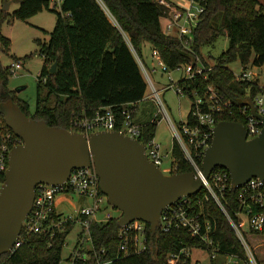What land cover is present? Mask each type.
I'll return each mask as SVG.
<instances>
[{"label":"trees","instance_id":"16d2710c","mask_svg":"<svg viewBox=\"0 0 264 264\" xmlns=\"http://www.w3.org/2000/svg\"><path fill=\"white\" fill-rule=\"evenodd\" d=\"M8 1L19 3L13 17L27 19L44 9H51L57 13V20L50 40L41 44V53L47 63L38 77L39 93L34 113L9 89L12 73L0 57V129L12 131L1 107L11 96L32 118L67 129H71L75 114L93 115L102 107L110 106L118 119L115 129L120 130L125 121L126 107L148 95L149 85L137 58L138 55L145 61V44L158 49L166 64L173 69L192 62L193 51L209 64L213 59L203 53V46L222 34L227 35L229 46L213 61L214 68L208 79L198 77L187 83H183L184 80L180 82L188 93L196 90L201 95L207 92L210 84L214 85L226 100L232 102L233 110L220 115L218 121L245 122L239 113V100L245 97L249 82L236 80L234 71L227 65L240 60L243 66L251 64L264 69V4L260 0H204V10L193 30V50L188 49L177 36L165 33L162 18L168 8L156 0H63L59 9L51 5V0ZM8 17L9 11L0 8V54L10 51L11 41L2 32V24ZM55 62L57 68L52 72ZM44 87L47 90L45 95L41 92ZM257 90L258 86L253 85L251 96ZM158 116L143 125L140 137L143 143L155 138ZM172 154L170 173L194 170L176 141ZM1 180H5L4 174ZM207 205L217 221L214 239L221 251L245 257L244 248L227 217L215 203L208 202ZM118 219L119 216H113L107 221H94L91 225L95 249H105L107 254L104 258L113 259L111 264H168L170 253L185 246H204L200 238L193 237L184 228L169 231L158 228L154 233L147 223L149 247L141 253L123 256ZM73 226V223L65 225L54 236L31 233L15 253L0 255V264H60ZM246 237L258 263L264 264V235L249 230ZM86 264L99 262L95 258ZM212 264L220 263L216 259Z\"/></svg>","mask_w":264,"mask_h":264},{"label":"built area","instance_id":"2783aa9c","mask_svg":"<svg viewBox=\"0 0 264 264\" xmlns=\"http://www.w3.org/2000/svg\"><path fill=\"white\" fill-rule=\"evenodd\" d=\"M56 1L57 3L52 6H57V4L60 6L63 0ZM156 1L168 8L163 17L165 18V33L177 36L188 49L193 50V30L204 10V0H189L187 5L173 4L168 0ZM108 14L111 16L109 12ZM111 18L113 20V17ZM193 52L195 56L192 62L180 64L172 69L161 57L158 49H152V57L154 58L152 71H158L159 67L161 74L167 77L162 89H174L179 94H188L192 99L191 109L188 113L190 116H187L186 120L180 121L181 124L179 125L172 121L167 107L161 99L160 89L155 85L146 62L137 55L148 85L153 91L152 97H154L159 111L170 122L174 141L178 143L186 159L193 166L195 177H201L203 181L202 189L198 194L183 196L163 209L158 228L163 231L184 228L193 237L200 238L204 246L182 247L167 256V263L203 264L202 260L193 257V250L204 248L210 253L212 263L217 259L220 264H259L254 250L248 242L246 232L253 230L264 235V179L252 177L244 185L233 187L231 175L223 167L215 168L208 177L204 176L202 161L205 149L212 142L213 128L219 122L218 117L220 115L233 110L232 102L226 100L214 85L210 84L207 92L201 95L196 90L188 93L186 86L180 82L184 80L183 83H187V81L198 77L207 80L209 72L214 68L213 61H209L210 63L207 64L199 54ZM22 66L23 61L18 59L13 60L8 68L12 74H16ZM252 66L258 67L251 64L243 66L241 73L235 74V79L249 82L246 95L242 99L251 97L258 113L264 114V76L260 71L250 68ZM174 72L180 73L177 79L173 76ZM45 80L46 78H44ZM253 85H257L258 90L254 96H251ZM138 104L139 102H131L126 107L124 110L125 121L119 131L141 141L143 125L134 119V110ZM239 113L245 120L242 123L246 126L247 138L251 139L259 135L263 127L262 121L252 113L251 107L241 105ZM117 120L112 108L105 106L93 115L75 114L71 120V130L87 135L97 130H116ZM22 142L23 139L13 131L0 129V189L4 182L1 180L2 174L5 175L9 165L10 150ZM144 144L149 159L161 167L163 164L162 144L156 138ZM233 190H236L234 194L231 193ZM62 192H72L84 196L89 200V203L77 209L76 214L59 213L56 209V198ZM200 193L201 195H199ZM106 200L107 196L101 191L100 177L94 165L74 168L63 184L39 183L36 187L33 208L24 221L19 238L8 253H15L28 240L27 236L31 233H45L54 236L56 231L63 230L65 225L77 223L80 226L77 240L70 247L67 258H63L60 264H86L95 258L99 264H111L113 259L104 258L107 254L105 249L100 251L95 249L91 233V225L94 221H107L113 217L110 213L105 218L97 217L101 204ZM208 202L215 203L227 217L244 248L245 257L242 258L234 252L221 251L214 239L217 221L211 214L207 205ZM118 236L120 251L123 256L141 253L151 244L147 223L140 219L133 220L121 227ZM67 245L68 242L66 241L65 246ZM219 256H222L223 259L219 260Z\"/></svg>","mask_w":264,"mask_h":264},{"label":"water","instance_id":"95a60500","mask_svg":"<svg viewBox=\"0 0 264 264\" xmlns=\"http://www.w3.org/2000/svg\"><path fill=\"white\" fill-rule=\"evenodd\" d=\"M12 1L5 0L8 11ZM55 62L51 71L55 72ZM249 105L262 121L256 137L247 138L239 121L221 120L213 128L205 149L202 168L208 177L217 167L226 168L232 186L250 178L264 179V114L258 113L251 97L239 100ZM7 125L23 139L12 147L5 180L0 189V255L8 253L19 238L31 212L39 183L63 184L72 170L94 165L101 191L121 211L120 227L140 219L155 233L163 209L183 196L198 194L203 185L194 171L166 174L149 159L146 145L119 130H97L89 135L29 116L11 96L1 105Z\"/></svg>","mask_w":264,"mask_h":264},{"label":"rangeland","instance_id":"374dc122","mask_svg":"<svg viewBox=\"0 0 264 264\" xmlns=\"http://www.w3.org/2000/svg\"><path fill=\"white\" fill-rule=\"evenodd\" d=\"M262 3L264 0H260ZM56 0H51V5H55ZM4 5V0H0V8ZM19 3L13 1L10 5L9 17L4 20L2 24V32L7 36L10 41V51L8 53H1L0 57L5 67H8L13 60L21 59L23 66L16 74H11L8 87L16 95L17 99H21L27 103V107L31 113L35 112L37 105V98L39 93L38 77L47 63L45 56L41 53V44L48 42L51 38V33L56 25L57 13L51 9H44L35 15L27 18L20 19L13 17L12 13L17 9ZM52 8V6L50 7ZM57 9L59 5L57 4ZM164 21L162 20V23ZM229 39L226 34L220 35L217 40L203 46V53L210 55L213 61L228 48ZM149 73L155 82V85L160 89V96L167 107V111L172 121L179 125L180 121L186 120L188 113L191 109L192 99L188 94H179L174 89H162L158 80L163 82L167 81L166 75H162L160 68L158 71L153 72V65L145 60ZM235 74L241 73L243 64L240 60L230 62L227 65ZM260 71L264 76V69L259 67H250ZM173 76L177 79L180 73L174 72ZM165 85V84H164ZM46 88L42 89V94H46ZM153 91L148 88V96L145 99H154L152 97ZM151 109L153 115L158 116V125L156 131V140L162 144L163 164L161 168L164 173L169 174L172 168L173 154L172 149L174 145L173 131L170 122L159 111V107L155 102L145 100L140 101V108L144 106ZM1 122V120H0ZM58 210L63 214H76V210L80 209L82 205H87L89 200L81 195L72 192H62L57 195ZM110 213L112 216H120L121 211L109 203L108 200L101 204V209L97 214L98 218H105ZM80 226L74 223L72 231L67 237L68 245L65 246L63 251V258H67L70 247L76 241L77 234ZM193 257L203 261V264H211L212 260L210 253L204 248H195L193 250ZM219 260L223 259L222 256L218 257Z\"/></svg>","mask_w":264,"mask_h":264},{"label":"crops","instance_id":"0c3cea01","mask_svg":"<svg viewBox=\"0 0 264 264\" xmlns=\"http://www.w3.org/2000/svg\"><path fill=\"white\" fill-rule=\"evenodd\" d=\"M168 1L171 2V3H173V4H177V5L178 4L187 5L189 3V0H168ZM263 4H264V2H263ZM162 20L164 21L162 23V26H163V29H164L165 18H162ZM152 49L153 48H152V46L150 44H145L144 47H143V56H144V59L147 62H149V64H151V65H153V62H154V58L152 57ZM259 68H262V67H259ZM158 82H159L161 88H163L164 87V84L166 83V81H165V82H163V85H162L161 81L158 80ZM146 97H149V96H146ZM143 100L149 101V102H155L156 103L155 99H153V100L152 99H143ZM147 107L148 106L146 105V106L140 108V102H139L137 108L135 109L134 119H135L136 122H138V123H140L142 125H144L148 121L154 119V117H155L153 115V112L151 111V109H149ZM57 203L58 202H57V199H56V209H57V211L59 213H62V212H60L58 210V206H57L58 204ZM79 232H80V230H79ZM79 232L77 234V237L79 235ZM76 240H77V238H76Z\"/></svg>","mask_w":264,"mask_h":264}]
</instances>
